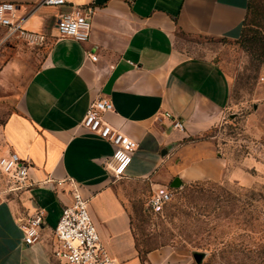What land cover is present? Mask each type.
<instances>
[{
    "label": "crops",
    "instance_id": "0c3cea01",
    "mask_svg": "<svg viewBox=\"0 0 264 264\" xmlns=\"http://www.w3.org/2000/svg\"><path fill=\"white\" fill-rule=\"evenodd\" d=\"M0 1L16 3L22 27L36 36L27 42L0 25V45L7 40L14 52L0 65V91L9 94L17 78L27 76L1 128L4 154L14 151L27 161L33 183L0 200V264H55L52 234L71 201L68 178L89 199L101 242L117 264H190L188 254L170 247L140 251L128 188L222 177L226 161L213 143L191 138L205 133L230 103L232 81L218 44L238 40L249 0ZM74 6L94 10L85 42L57 31L59 15ZM260 72L264 76V64ZM101 97L113 106L105 120L138 143L118 180L102 165L112 146L79 125L89 103ZM165 112L184 129L173 128ZM36 208L44 212L41 237L26 245L23 225Z\"/></svg>",
    "mask_w": 264,
    "mask_h": 264
},
{
    "label": "rangeland",
    "instance_id": "374dc122",
    "mask_svg": "<svg viewBox=\"0 0 264 264\" xmlns=\"http://www.w3.org/2000/svg\"><path fill=\"white\" fill-rule=\"evenodd\" d=\"M253 1L262 6L263 0ZM244 29L247 37L264 36V19L248 11ZM6 45L7 40L0 45V65L14 55ZM218 48L232 81L230 103L191 140L211 141L226 161L224 173L217 180L172 187L171 199L157 212L147 207L151 186L130 184L132 228L141 252L170 247L188 254L190 264H264V62L251 42L222 41ZM26 77L17 78L9 94L0 91V156L5 153L1 128L16 109ZM9 183L0 171V200L11 196ZM193 251L203 253L201 262Z\"/></svg>",
    "mask_w": 264,
    "mask_h": 264
},
{
    "label": "built area",
    "instance_id": "2783aa9c",
    "mask_svg": "<svg viewBox=\"0 0 264 264\" xmlns=\"http://www.w3.org/2000/svg\"><path fill=\"white\" fill-rule=\"evenodd\" d=\"M38 5L59 6L65 0H37ZM17 4L0 1V25L7 27L8 36L25 38L27 42L36 40V36L26 31L23 19L16 17ZM93 8L74 6L70 11L61 13L57 20V31L63 37H70L78 42L88 40L91 32ZM96 60V56H92ZM113 109L107 98H97L89 103L79 125L88 133L108 142L112 146V154L103 161L108 174L118 180L125 176L132 157L138 148L133 138L113 127L104 118V114ZM163 117L171 121L175 129L183 130L184 123L171 113L165 112ZM0 171L8 177L7 191L15 192L31 186L28 183V162L14 151L0 156ZM48 181V180H46ZM70 185L71 201L64 204L52 234V257L55 264H117L103 246L97 227L90 215L89 199L82 195L79 187L71 178L66 180ZM59 183V182H58ZM172 197V187L160 185L151 190L147 199V207L154 212L159 211ZM44 212L40 208L29 215L23 225V241L31 245L40 240V228L43 224Z\"/></svg>",
    "mask_w": 264,
    "mask_h": 264
},
{
    "label": "trees",
    "instance_id": "16d2710c",
    "mask_svg": "<svg viewBox=\"0 0 264 264\" xmlns=\"http://www.w3.org/2000/svg\"><path fill=\"white\" fill-rule=\"evenodd\" d=\"M260 2H256L253 0H249L248 2V6H247V14L248 11L252 10V12H254L255 14L262 16V18L264 19V0L262 1V6L260 7L259 5ZM246 14V16H247ZM246 19V17H245ZM245 22V20H244ZM237 42L240 43H244V42H251L254 43L258 46L259 49V54L258 57L261 59L262 62H264V36H259V37H247V35L245 34V29L244 26L242 28V32L240 37L238 38V40H236ZM201 256L203 257V253H201Z\"/></svg>",
    "mask_w": 264,
    "mask_h": 264
},
{
    "label": "water",
    "instance_id": "95a60500",
    "mask_svg": "<svg viewBox=\"0 0 264 264\" xmlns=\"http://www.w3.org/2000/svg\"><path fill=\"white\" fill-rule=\"evenodd\" d=\"M192 256H193L194 260H195L197 263L201 262V260H202V256H201V253H200V252L193 251V252H192Z\"/></svg>",
    "mask_w": 264,
    "mask_h": 264
}]
</instances>
